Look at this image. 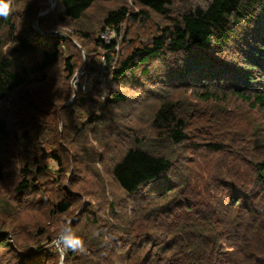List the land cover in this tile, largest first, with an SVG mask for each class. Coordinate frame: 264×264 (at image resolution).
<instances>
[{"label": "trees", "instance_id": "obj_1", "mask_svg": "<svg viewBox=\"0 0 264 264\" xmlns=\"http://www.w3.org/2000/svg\"><path fill=\"white\" fill-rule=\"evenodd\" d=\"M54 1L0 17V264L77 212L64 264H264V0Z\"/></svg>", "mask_w": 264, "mask_h": 264}, {"label": "clouds", "instance_id": "obj_2", "mask_svg": "<svg viewBox=\"0 0 264 264\" xmlns=\"http://www.w3.org/2000/svg\"><path fill=\"white\" fill-rule=\"evenodd\" d=\"M11 0H0V17H7L11 11ZM56 255V264H64L68 252H84V240L71 227L70 223L62 225L51 243L47 245Z\"/></svg>", "mask_w": 264, "mask_h": 264}, {"label": "rangeland", "instance_id": "obj_3", "mask_svg": "<svg viewBox=\"0 0 264 264\" xmlns=\"http://www.w3.org/2000/svg\"><path fill=\"white\" fill-rule=\"evenodd\" d=\"M52 3H54V4H56V1H54V0H52V2H50V7H51V5H52ZM56 6V5H55ZM49 7V8H50ZM48 8V9H49ZM55 8V7H54ZM53 8V9H54ZM42 11H46V10H41V12ZM47 15V14H46ZM32 23V22H31ZM33 27L35 28V29H40V26L38 27L37 25H36V20H35V22H34V25H33ZM56 31V30H55ZM65 36H66V34H64ZM103 38L105 39V41L106 42H109V41H111V40H113L114 39V37H113V34L111 33V31H106L105 33H103ZM84 56L86 57V53L84 52ZM82 68H83V66L79 69L80 71H81V74L78 76V89H77V92H76V97H77V94H78V90H79V86H80V76L82 75ZM63 78V77H62ZM75 78V77H74ZM74 78H73V80H74ZM82 87L83 88H85V87H87V85H88V83L90 84L91 82H90V80H89V78H85V79H83L82 80ZM71 86L73 87V89H74V95L72 96V98L75 96V84L73 83V81L71 82ZM88 86H90V85H88ZM102 90L104 91V93H106V91L108 90V88H107V83H105V80H102ZM71 98V99H72ZM133 119H135V118H133ZM126 122H129V121H126ZM71 175V172L69 171V172H67V177H69ZM70 178V177H69ZM68 182V181H67ZM66 182V186L68 185V183ZM82 204V203H81ZM86 204V199H84L83 200V206L82 207H84V205ZM78 213L79 212H77L76 214H75V216L77 217V215H78ZM74 216V217H75ZM74 217H72V218H74ZM71 218V219H72ZM71 219H69V217H67V216H63V217H60V219L58 220V222L56 223V225H55V227L57 226V227H61L62 225H64V224H66V223H69V221L71 220ZM67 220H68V222H67ZM75 220V219H74ZM27 221H31V219L29 218ZM23 241V240H22ZM12 244L14 245V241L12 242ZM1 251L2 252H5V251H10V249H5V248H3V249H1Z\"/></svg>", "mask_w": 264, "mask_h": 264}, {"label": "water", "instance_id": "obj_4", "mask_svg": "<svg viewBox=\"0 0 264 264\" xmlns=\"http://www.w3.org/2000/svg\"><path fill=\"white\" fill-rule=\"evenodd\" d=\"M50 2H52V0H50ZM56 4L52 3L51 7L49 9H47L46 11H42L39 13L37 19H36V25L39 27V20L45 16L46 14H48L49 12H51L53 10V8L55 7ZM38 31H40L41 33H54V32H57L55 30H50V31H43L41 29H37ZM81 74V71L79 70L78 73L76 74L74 80H73V83L75 84V96L69 100L68 102L65 103V105H68L70 104L71 102H73V100L76 98V92H77V89H78V76ZM76 218V216L74 218H72L69 223L72 224L74 219Z\"/></svg>", "mask_w": 264, "mask_h": 264}]
</instances>
